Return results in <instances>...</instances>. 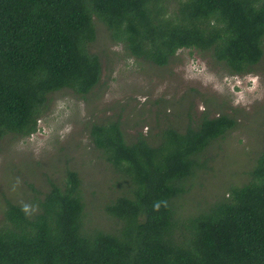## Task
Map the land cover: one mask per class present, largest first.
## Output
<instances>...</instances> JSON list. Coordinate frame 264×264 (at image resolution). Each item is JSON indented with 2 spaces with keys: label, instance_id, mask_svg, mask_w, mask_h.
<instances>
[{
  "label": "trees",
  "instance_id": "16d2710c",
  "mask_svg": "<svg viewBox=\"0 0 264 264\" xmlns=\"http://www.w3.org/2000/svg\"><path fill=\"white\" fill-rule=\"evenodd\" d=\"M98 24L125 56L158 67L189 49L243 76L264 53V0H0V140L33 134L56 92L85 99L99 84ZM235 125L187 113L183 130L131 138L118 115L87 123L108 167L104 200L67 159L27 202L5 196L0 264H264V132L245 182L193 210L183 201ZM91 209L109 224H92Z\"/></svg>",
  "mask_w": 264,
  "mask_h": 264
},
{
  "label": "rangeland",
  "instance_id": "374dc122",
  "mask_svg": "<svg viewBox=\"0 0 264 264\" xmlns=\"http://www.w3.org/2000/svg\"><path fill=\"white\" fill-rule=\"evenodd\" d=\"M97 32L93 49L101 56L102 73L92 92L85 99L68 90L56 92L33 134L0 140V209L6 197L27 202L28 191L44 189L48 178L60 181L66 159L69 168L79 170L85 192L95 190L103 201L108 167L92 149L86 125L114 115L131 138L153 136L166 125L183 130L187 113L193 121L205 113L232 116L235 127L211 146V168L190 181L181 200L188 210L221 197L230 184L245 182L264 132V53L255 70L243 76L229 75L209 56L189 49L158 67L125 56L104 39L100 24ZM90 213L92 224H109L98 211Z\"/></svg>",
  "mask_w": 264,
  "mask_h": 264
},
{
  "label": "clouds",
  "instance_id": "9594fccd",
  "mask_svg": "<svg viewBox=\"0 0 264 264\" xmlns=\"http://www.w3.org/2000/svg\"><path fill=\"white\" fill-rule=\"evenodd\" d=\"M23 210L27 212L29 210V207L25 205Z\"/></svg>",
  "mask_w": 264,
  "mask_h": 264
}]
</instances>
